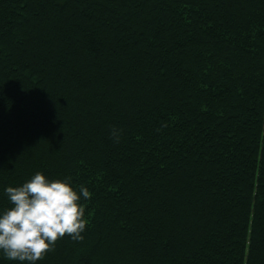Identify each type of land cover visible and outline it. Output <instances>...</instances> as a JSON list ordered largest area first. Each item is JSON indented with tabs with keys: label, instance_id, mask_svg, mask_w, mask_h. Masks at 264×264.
Segmentation results:
<instances>
[{
	"label": "trees",
	"instance_id": "trees-1",
	"mask_svg": "<svg viewBox=\"0 0 264 264\" xmlns=\"http://www.w3.org/2000/svg\"><path fill=\"white\" fill-rule=\"evenodd\" d=\"M37 170L91 196L36 264H264V0H0V207Z\"/></svg>",
	"mask_w": 264,
	"mask_h": 264
},
{
	"label": "clouds",
	"instance_id": "clouds-1",
	"mask_svg": "<svg viewBox=\"0 0 264 264\" xmlns=\"http://www.w3.org/2000/svg\"><path fill=\"white\" fill-rule=\"evenodd\" d=\"M3 192L10 205L0 207V255L9 261L36 264L58 238H83L81 197L90 198L87 186L37 170L22 183L4 186Z\"/></svg>",
	"mask_w": 264,
	"mask_h": 264
}]
</instances>
